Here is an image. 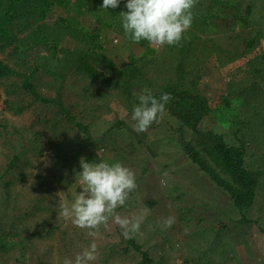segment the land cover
Returning <instances> with one entry per match:
<instances>
[{"label":"trees","instance_id":"obj_1","mask_svg":"<svg viewBox=\"0 0 264 264\" xmlns=\"http://www.w3.org/2000/svg\"><path fill=\"white\" fill-rule=\"evenodd\" d=\"M56 1L0 0V49L16 43L30 54L32 60L26 66V62L20 59V65L28 67V71L15 69L0 60V81L13 74L18 75V94L25 95L29 102L56 108L60 128L48 138L49 144L71 148L58 152L51 147L47 160L53 168L49 171L52 174L58 172L55 171L58 166L54 169L58 160L76 158L79 162L83 157L87 162H100L99 155L90 145L97 149L102 145L108 132L103 129L122 127L135 144L146 145L150 151L160 140L167 148L165 151L184 154L188 162L196 167L197 175L203 176L228 195L242 221L248 219L247 212L256 206L258 198H262L260 208L264 209V159L261 162L256 158L264 154V33L251 25L248 15L252 12L253 2H246L242 13L235 9L228 10L243 25L240 29L235 32L226 28L210 39L209 45L219 68L223 88L236 98L238 114L233 128L215 132L201 123L210 110V100L198 85L193 63L184 62L183 57L193 36L203 30L220 0H199L192 9V25L183 34L180 44L163 47L150 45L144 40L137 44L124 32L119 13L127 11L126 0H121L117 8L107 10L100 8L103 0H74L64 14L48 21L47 17L51 15ZM82 15L94 18L96 23L93 30L80 24ZM231 23V26L235 25L234 21ZM104 27L114 33L112 38L117 42L112 44L111 50H125L130 44L140 47L142 53L131 56L127 62L120 64V68L111 59L102 58L96 47V44H100L101 48V43L95 41ZM104 39H108L105 34ZM41 74L52 80L45 82L47 86L54 87L59 94L71 95L72 100L66 102L64 96L49 97L39 92L37 83L41 81ZM97 82L112 94L104 96L92 90V84ZM145 88L157 99L162 93H170L172 99L166 105L159 123H153L144 132H137L136 122L131 118L132 111L139 103L138 95ZM5 102L9 103L7 99ZM93 133L99 135L97 143L91 141ZM150 133L152 141L148 139ZM108 144L114 150L113 144ZM114 154L108 155L107 159L111 161ZM6 157L0 168V178L6 177L2 181L4 191L0 193L3 196L0 206L4 205L3 211H0V264H64L66 258L74 261L77 254L95 243L90 235L92 229H81L71 220V230L67 225H61L60 205L47 196L54 187L41 175L31 181L28 193L21 189L12 190V179L6 173L12 175L10 171H13V166L18 167L16 162L19 157L17 153ZM22 174L21 171L18 173L19 176ZM195 191L192 189V193ZM19 199L25 200L24 208L16 205ZM6 212L10 215L7 216ZM50 213L54 218L50 217ZM54 219L55 222H49ZM10 220H16L18 224ZM148 221L151 225L146 224L147 230L163 240V236H166L164 229L158 226L155 219ZM214 223L211 221L209 225L216 228ZM199 227L195 228L193 238L185 246L178 243V247H174L170 244L167 251L174 253L172 259L177 260L179 255H183L187 260L181 264H190L188 260L197 264H226L229 254L225 245H219L213 239L210 243L209 236H198ZM116 228L118 237L102 245L101 250L97 246L100 253L91 264H110L117 254L123 252L125 255L130 248L138 254L133 264L154 262L156 257L137 241L138 232L125 235L124 229L120 226ZM261 231L264 236V226ZM215 236L220 239L219 235ZM118 242L120 246L117 248ZM255 245L256 252L248 249L244 257L250 264H261L260 258L264 260V239L255 241ZM14 249L17 250L16 255L12 253Z\"/></svg>","mask_w":264,"mask_h":264},{"label":"rangeland","instance_id":"obj_2","mask_svg":"<svg viewBox=\"0 0 264 264\" xmlns=\"http://www.w3.org/2000/svg\"><path fill=\"white\" fill-rule=\"evenodd\" d=\"M248 1L253 2V4L251 3L252 12L248 15L252 22L251 25L264 33V0H220L217 9H214V14L203 26V30L193 36V41L183 57L184 62L193 63L194 76L198 85L205 90L210 100V110L202 118L201 123L204 127L215 132L229 131L233 128L238 114L236 112V98L229 95L228 91L223 88L219 68L209 45L210 39H213L215 34L226 30V28L235 32L241 28L243 25L235 17H232L228 10L235 9L242 13L244 4ZM73 2L74 0H57L47 20L51 21L55 16L64 14ZM80 18V24L86 29H92L93 24L96 23L94 18H89L86 15H82ZM231 21H234V26H231ZM102 29V33L96 37L95 41V43H101V48L100 44H96L97 50L102 54V58L111 59L116 67L120 68V64L127 62L131 56L142 53L140 47L129 46L130 44H128V48H124L125 50H120V48L111 50L112 44L117 43L116 39L112 38L114 33L105 27ZM104 34L108 39H104ZM20 59L26 62V66L28 61L32 62L30 54L16 43L0 49V60L10 64L15 69L28 71V67L24 68L20 65ZM18 79V75L13 74L0 81V168L3 161H6L7 155L17 153L19 157L16 162L18 167L13 166V171H10L12 175L6 173L12 179L10 188L14 191L21 189L28 193L31 181L36 176L41 175L52 183L51 187H54L52 193L47 196L55 199L58 205L67 203L70 206L77 193L81 191L80 164L76 158L68 161L58 160V165L54 166V169L59 167L58 170L55 169L58 172L52 174L49 171L53 168L47 160V154L51 151V147L58 152L71 148L67 145L56 147L49 144L48 138L52 137L54 131L60 128L57 109L29 102L25 95H20V92L18 94L16 91ZM40 80L42 82L37 83V90L45 96L57 98L64 96L66 102L72 100L71 95L59 94L54 87L47 86L45 82L52 80L46 75L41 74ZM92 87V90L98 91L101 95L112 94V91L99 82L92 84ZM6 99L8 104L5 102ZM103 131L108 132L103 138L102 145L98 149L93 145L90 147L96 151L95 153L99 155L101 161L109 164L114 163L111 161H118L134 173L137 188L125 205L116 209V214L129 219L143 217L140 232L136 237L144 248L147 247L149 254L156 257L152 264H181L182 261L187 260L183 255H179L177 260L172 259L174 253L168 252L167 249L171 243L174 247H178V243L182 247L188 244V241L193 238L197 226H200L197 232L198 236H209L210 243L213 239L219 245H225L226 252L229 254L225 261L226 264H250L244 257V253L248 249L255 253V241H263L264 239L261 231V227L264 226V209L260 208L262 198H258L255 203L256 206L249 209L247 212L248 219L242 221L239 211L234 208L228 195L218 187H214L203 176L199 174L198 176L196 167L188 162L184 154L165 151L167 148L160 140L157 146L155 145L150 151L146 145L135 144L130 134L122 127H114L111 130L103 129ZM69 133L72 134V131ZM98 138L99 135L93 133L91 141L97 143ZM152 138V133H150L148 135L149 141H152ZM53 141H57V139H53ZM110 142L113 144L114 150L109 148L108 143ZM258 149L260 150V147ZM112 153L116 154L112 156L110 161L107 157ZM263 156L259 155L256 158L262 162ZM20 171L23 173L21 176L18 175ZM2 177L0 178V193L4 191L2 181L6 179V177ZM192 189L196 190L195 193H192ZM1 195L0 204L3 197ZM19 198L22 197L19 196ZM17 201L16 205H20V208L26 206L25 200L19 199ZM207 202L211 204L207 205ZM6 208L11 211L10 207L6 206ZM3 209L4 205L3 207L0 206L1 212ZM6 215L9 216L10 213L6 212ZM169 216L174 217L175 222L171 228L164 229L166 236H163V240L160 239L159 235L151 234L147 230L149 229L147 225H151L149 219L151 221L155 219L160 223ZM2 217L5 219L4 214ZM50 217L54 218L53 214L50 213ZM59 220H61L62 226L67 225L68 230H71L70 218L62 217ZM10 221L17 223L16 220ZM211 221L216 223H214L216 228L212 224L209 225ZM49 222L53 223L55 219L54 221L49 220ZM117 226L119 225L114 222V218H110L106 227L102 225L99 231L91 230V232H95L91 236H93L94 242L100 250L102 245L118 237ZM21 227L23 228V226ZM212 234L219 235L220 239ZM29 242L30 240L27 243ZM119 246L118 242L116 247ZM16 251V249L12 251L13 255H16ZM97 253H100L99 250ZM126 253L125 255L123 252L117 254L110 264H133L138 258V254L132 248L127 249ZM175 253L178 254V252ZM260 260L262 261L260 263L264 264V260L262 258ZM188 262L197 264V262L190 260Z\"/></svg>","mask_w":264,"mask_h":264},{"label":"clouds","instance_id":"obj_3","mask_svg":"<svg viewBox=\"0 0 264 264\" xmlns=\"http://www.w3.org/2000/svg\"><path fill=\"white\" fill-rule=\"evenodd\" d=\"M121 0H103L100 8L115 9ZM199 0H126L127 11H121L122 28L135 43L141 40L150 45H179L183 34L193 22L192 9ZM115 40V39H114ZM139 103L133 107L132 120L135 121L137 132L146 131L165 112V107L172 99L170 93H162L155 98L147 88L138 95ZM79 164L81 191L70 204L60 205L61 217L71 219V222L81 228L99 231L107 226L110 218L129 235L139 232L143 217L134 219L122 218L116 214L119 206L125 205L131 194L137 188L136 177L132 170L120 162L109 164L105 161L87 162L83 157ZM174 217H167L158 223L161 229L171 228ZM91 232L90 235H94ZM97 257V245L92 243L88 249L77 254L74 261L66 258L64 264H89Z\"/></svg>","mask_w":264,"mask_h":264}]
</instances>
